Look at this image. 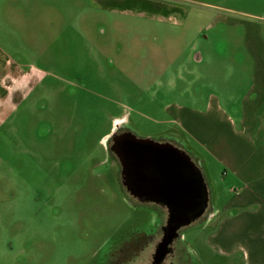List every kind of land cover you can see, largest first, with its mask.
Here are the masks:
<instances>
[{"label": "rangeland", "instance_id": "rangeland-1", "mask_svg": "<svg viewBox=\"0 0 264 264\" xmlns=\"http://www.w3.org/2000/svg\"><path fill=\"white\" fill-rule=\"evenodd\" d=\"M0 11L10 60L45 74L23 100L0 79V264H152L167 207L129 194L111 137L175 141L173 107L212 96L238 123L264 70V0H1ZM207 180L208 209L165 264H249L217 239L229 180L213 167Z\"/></svg>", "mask_w": 264, "mask_h": 264}, {"label": "crops", "instance_id": "crops-1", "mask_svg": "<svg viewBox=\"0 0 264 264\" xmlns=\"http://www.w3.org/2000/svg\"><path fill=\"white\" fill-rule=\"evenodd\" d=\"M6 10H10V7L4 10L3 17ZM1 19L2 11L0 34H4L6 24H2ZM8 47L0 45V79H10L12 93L21 92V100L28 99L41 84L45 74H30L17 67L10 60L11 49ZM202 61L203 56L200 57V62ZM252 76L254 86L246 95L245 108L242 105L238 123L223 112L215 96L208 98L205 106L201 104L205 108L195 105L174 106L173 109L179 112L176 120L183 127L184 133L169 144L181 150L199 169L208 191V199L209 167L216 169L223 182L229 180L230 199L221 210L224 216L218 225L217 239L220 247L231 254L240 247L247 255L249 264H264V122L258 119L264 111V70L257 71ZM213 77L216 79L218 76ZM192 99L202 101L197 97ZM16 100L11 101L12 110L16 108ZM186 134L194 140L197 147L189 143ZM132 189L135 191L137 188L132 186ZM128 192L142 203H153L161 207H167L174 200L167 195Z\"/></svg>", "mask_w": 264, "mask_h": 264}, {"label": "water", "instance_id": "water-1", "mask_svg": "<svg viewBox=\"0 0 264 264\" xmlns=\"http://www.w3.org/2000/svg\"><path fill=\"white\" fill-rule=\"evenodd\" d=\"M120 139H128L132 144L126 151L122 148V143L116 140L111 148L122 166V178L127 189L136 194L132 186L138 188L145 174L146 182L152 181L156 184V192L152 193V196L167 195L174 199L173 203L167 206L169 214L167 224L163 227L164 237L160 250L156 253V257L162 258L166 249L178 238L179 231L195 223L207 211L209 200L207 188L196 165L173 145L140 139L132 133H127ZM172 175H175L172 180L179 177L182 179L180 189L172 188L175 186L170 181ZM186 176L189 177L188 197H185ZM149 177L153 178L148 181Z\"/></svg>", "mask_w": 264, "mask_h": 264}, {"label": "flooded vegetation", "instance_id": "flooded-vegetation-1", "mask_svg": "<svg viewBox=\"0 0 264 264\" xmlns=\"http://www.w3.org/2000/svg\"><path fill=\"white\" fill-rule=\"evenodd\" d=\"M127 133H130L129 131H123V132H115L113 135H112V137H111V141H112V145H111V148H112V146L114 145V143H115V141L117 140V141H120V143H122V148L124 149V150H126V151H128L129 149H130V147H131V143H130V141L128 140V139H124V140H121L120 138H122L125 134H127ZM112 151V150H111ZM169 153H171V152H169ZM180 160V159H179ZM173 176H175V175H172V178L171 177H169V178H171L170 179V181H171V184L173 185V184H175V186L173 187L172 186V188H175V189H180L181 187H180V185L182 184V179L179 177V178H177V179H174V180H172L173 179ZM162 177V176H161ZM164 177V176H163ZM177 177V176H176ZM175 177V178H176ZM150 178V177H149ZM153 178V177H152ZM152 178H150V179H148V181L149 180H151ZM146 179H147V176L145 175V174H143V181H142V184L140 185V186H138V188L137 187H135V188H137V189H135V192H139L140 194H142V195H151L152 193H154V192H156V184H154L152 181H150V183L149 182H146ZM162 179V178H161ZM186 182H187V184H186V187H185V189H186V195H185V197H188L189 196V193H188V189H189V177L188 176H186ZM195 182V181H194ZM125 186V185H124ZM126 187V186H125ZM126 189H127V187H126ZM128 191V190H127ZM168 197H172V196H168ZM184 197V196H183ZM185 208V207H184ZM182 210V209H181ZM185 211V210H184ZM180 214H183V212H180ZM182 230V229H181ZM180 230V231H181ZM180 231H179V233H180ZM163 237H164V232H163ZM162 237V238H163ZM162 241H163V239L161 240V242L158 244V246H157V249H156V253H157V250H160V245H161V243H162ZM171 246L172 245H170L167 249H166V253L163 255V257L162 258H158V257H156V254L154 255V260H153V263L152 264H165V259H166V257L167 256H169L172 252H173V248H171Z\"/></svg>", "mask_w": 264, "mask_h": 264}]
</instances>
